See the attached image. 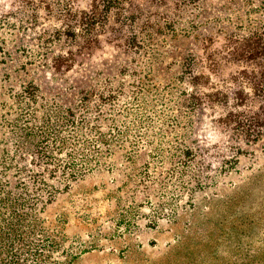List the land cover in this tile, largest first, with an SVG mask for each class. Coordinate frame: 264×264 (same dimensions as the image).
Returning a JSON list of instances; mask_svg holds the SVG:
<instances>
[{"label": "rangeland", "instance_id": "1", "mask_svg": "<svg viewBox=\"0 0 264 264\" xmlns=\"http://www.w3.org/2000/svg\"><path fill=\"white\" fill-rule=\"evenodd\" d=\"M0 264H264V0H0Z\"/></svg>", "mask_w": 264, "mask_h": 264}]
</instances>
